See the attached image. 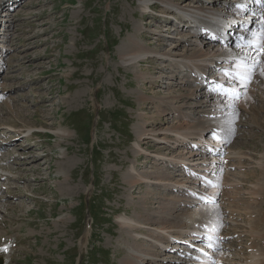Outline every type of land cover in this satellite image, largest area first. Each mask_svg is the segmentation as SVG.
<instances>
[{
	"label": "rangeland",
	"instance_id": "rangeland-1",
	"mask_svg": "<svg viewBox=\"0 0 264 264\" xmlns=\"http://www.w3.org/2000/svg\"><path fill=\"white\" fill-rule=\"evenodd\" d=\"M8 2L10 5L7 1L6 6L0 5V132L8 124L33 125L40 132H36L34 147L25 148L26 139L20 137L7 146L16 152L0 154L4 161L0 166L11 169L24 166L13 159L18 153L32 160L31 171L8 172L17 178L0 179V186H18L14 197H7L5 190L0 192V196L8 198L0 200L3 264H132L135 250L167 257L166 264L172 263L174 257L149 238L157 236L152 228L166 226L170 231L199 221L197 212L209 207V203H198V193L205 188L198 173L211 174L213 183H219L217 189L223 187L218 192L220 205L212 204L210 208L211 223L229 227L234 225L227 220L236 218L243 225L236 226L241 233L237 249L243 246L241 250L246 252L247 246L253 245L264 254V165H259L261 159L264 164V80H259V87L248 86L250 81L232 84L243 93L235 107H230L232 113L236 112L230 114L235 127L231 131V119L224 125L222 119L226 116L213 119L208 115L220 99H226L224 103L230 100L206 91L198 77L195 76L198 81L187 78L176 65L167 64L171 56L162 55L171 52L173 41L183 43L177 50L180 56H188L199 45L189 43L195 39L194 26L174 25L170 18L165 22L167 13L160 0H154L158 4L152 7L154 10L144 9L141 0ZM201 39L206 41L202 44L204 51L211 52L213 45L205 37ZM130 41L152 51L146 57L153 54V61L128 60ZM216 68L211 66L207 73L215 77ZM179 88L188 95L187 103L174 100L181 93ZM244 94L246 102H239ZM168 104L194 119L181 118L178 111L179 115L174 116L181 121L173 118L166 110ZM200 116L211 120L204 124L212 127L204 131L207 141L202 142H216L211 138L213 128H227L216 138L222 144L226 133L233 138V132V145L226 138L224 146L240 157H227V153L225 159L215 162L217 169L211 170L213 159L206 146L191 150L166 133L156 136H169L171 140L145 138V132H151L154 126L168 129L180 122L191 126ZM199 123L203 124L198 122V126ZM0 135V141H4ZM160 157L189 158L187 169L196 173H186L183 166H172L169 161L158 160ZM36 167L40 170L34 171ZM161 172L174 177L172 182L185 181L190 188L172 191V184H162L157 178ZM140 175L148 181L135 180ZM203 190L208 192L209 188ZM222 193L225 202L221 201ZM232 211L233 217L229 218ZM122 216L141 221L143 229L125 228L120 222ZM247 222L254 225V234L260 233L257 241L247 232L244 234ZM136 232L143 233L140 236ZM161 238L165 244L166 237ZM194 242L198 249V241ZM181 245V249L187 247ZM227 248L228 244L224 257L234 259L237 251L230 253ZM179 254L181 261L174 264H183L189 258L183 251ZM194 254L198 255V251ZM145 256L147 264H154L148 259L150 255Z\"/></svg>",
	"mask_w": 264,
	"mask_h": 264
},
{
	"label": "bare ground",
	"instance_id": "bare-ground-1",
	"mask_svg": "<svg viewBox=\"0 0 264 264\" xmlns=\"http://www.w3.org/2000/svg\"><path fill=\"white\" fill-rule=\"evenodd\" d=\"M6 1H7V4H9L8 1H10V0H0V5L6 6L7 5ZM13 1H16V0H13ZM160 1L163 2L164 5H165L166 11H164V13H167V15H164V17L167 18V19H165V22L168 21L169 18H171V17H173L175 15H177V16L180 15V16H178V17H180L178 25L182 24L184 27L191 28L192 24H196V23H195V21L194 22H189V17H194L195 16L196 17V21H198V22L200 20H205L204 23H208V22L210 23L211 21H215L216 24H217L216 25L217 28L221 27V28H224V29H228L227 36H229L230 32L232 30L237 31V29L240 28V25L243 24L242 21H244V22H248L250 24L252 23L250 25V26H252L250 28V31H249L250 34L253 33L254 36H257V34L261 33V37H258V40L262 44H264V35H262V34H264V9H260L261 6L259 7L256 4L255 0H245V1L244 0H220L219 3H217L216 0H213L211 2H204L203 0H160ZM261 1H264V0H261ZM241 2H245L246 4H250L249 8L241 9L240 6H239V8H237L235 4L241 3ZM141 5L143 6L144 9L147 10V9H152V7L156 8L158 4H157V2H154V0H141ZM152 10H154V9H152ZM249 10H252L253 12H249ZM184 18H186V19H184ZM166 23H168V22H166ZM190 23H192V24H190ZM172 24H174V21H172ZM243 32H246V30H243ZM143 33L144 32H141L139 34L143 36ZM192 37H195V39H190L189 43L197 44L199 46L197 48H193L194 50L188 56H186L185 54H183V56L177 55L178 54L177 50H179V47L183 44V43H179L177 41H173L174 43H172V46H174V47L171 50V52H168V53L165 52L164 54H162L163 56L164 55H168V56L172 57V58H169V59H171V61L166 60V61H168L167 64H170L169 62H171L172 64L176 65V67H178L179 73L183 71V70L181 71L180 68L183 69L184 67H187V68L190 67L193 70V72L195 73V76L198 77V79H201L200 77L204 76L203 72L201 71V73H197L196 70H203L205 73H207L211 66H216L218 69L215 71V73H217L215 75V77H216V79L219 77V80H216V81L214 80L213 81V85H214V83L218 85L219 82L222 80L220 78V76H218V75H220V74L224 75L225 72H230V73L234 72L236 69H239L238 66L243 61H246L247 64L249 65V67H253L254 68V72H249L248 73V75L250 77V83L247 84V85L248 86L251 85L253 87H259L260 86L259 85L260 84L259 80H264V52L257 51L254 48H248L247 49V48H243V47H236L234 45V41L232 42L231 46H228V44L225 45V44H222V43H215V44L211 43L213 45L214 49L211 52H205L203 47H202V44L205 43L206 41H203V39H201L200 35L198 33H196V32H193ZM179 39L182 40L183 38L179 37ZM183 41H185V40H183ZM161 44H163V43H161ZM128 47H129V53L128 54L130 55L128 60L136 59L139 63H142L146 58L147 59L150 58V60L153 61L152 58L155 57V56H153V54H150V57H146V54H148L147 52H152V51H146V49L144 47H141V46L138 47V44L136 42H134V41H130L129 44H128ZM151 56H153V57L151 58ZM177 56H179V57H177ZM172 59H173V61H175V63H173ZM217 63H220V64L217 66ZM165 67H166V65H165ZM240 71H244V69L240 68ZM145 79L147 80V78H145ZM223 79H225V77ZM226 79H229V78H226ZM231 79H232V77L230 78V80ZM146 80H145V82H146ZM230 80H228V81H230ZM186 82L188 84L190 83V82H188V80ZM191 82H192V80H191ZM235 82H238L240 84H246V82L235 81L233 79V83L232 84H235ZM261 84L264 85V81H262ZM233 87L234 88H238L235 85H233ZM239 87H242V85L239 86ZM245 89H246V87H245ZM179 90L181 91V93H180L179 96H175L174 100L186 101V103H187L188 95L186 93H184L182 89L179 88ZM198 90H199V88H198ZM208 90H206V91H208ZM216 90H217V88H216ZM239 90L241 91L242 89H239ZM215 94H218L217 97H223V98L225 97L223 94H219V93H216V92H215ZM245 94H248V93H245ZM245 94H244V97L242 98V100L239 101V102H243V103L246 102ZM191 95H195V93H192ZM228 100H230V103H224L226 101V99H225V101H224V99H223V101L220 99L217 102V108H215V110L213 112H212V110H210V112H212V114L209 112L208 115L213 116L212 117L213 119L214 118L222 119L224 116H226L225 118L222 119L223 124L227 125L230 122L229 119H231V123L233 125V121H234L233 119L234 118H232L230 114H235L236 112L232 113L233 109H231L230 107H235L236 103L238 102V99H232V100L228 99ZM172 103H173V101H172ZM222 103H224V104H222ZM171 105L168 104L167 107H166V110L169 111L168 114L171 113L173 118L178 119L179 121H181L179 117L177 118V116H174L176 114L179 115L178 113H180V117L181 118L188 116V117H191V118L194 119V117H192V115L190 116V115H188L186 113L179 112L180 111V110L178 111L179 107H176V105H172V106ZM244 106H245V104H244ZM171 110H173V111L170 112ZM177 111H178V113H177ZM156 116L157 115L155 114V116H153V117L155 118ZM203 116H207V115H203ZM146 117H148V116H146ZM196 121L203 122V124L199 123L201 125L198 126L197 125L198 122H196L195 125H191L190 126L186 122H180L178 126H171L168 129H163V128L158 129V128H155V126H154V127H152L153 129H151L152 130L151 132H145V134H147L145 138L156 137L157 140L160 139L161 141L164 142V141L171 140V139H169L170 137L169 136H163V137H159L158 136L157 137L156 133H158V135L161 134V133L162 134L166 133V134H169V135L172 134V135H174L175 138H177V141H180L182 143V145H184V143L189 138L192 141L191 142L192 144L200 145V148L202 146H206L207 147V145H209V147H212L210 149H213L214 151H216V150L222 151V149H223V151L225 152L226 148L228 147L227 145L224 147V143H227V141L225 142V140L221 141L222 144L220 143V140H218L215 145L214 144L212 145V143L209 142V141L206 144H205V142H202V141H207L206 136H204V134H203L204 131H206L209 128H212L211 126L208 127L204 123L206 121H211V120L200 116L199 118L196 119ZM153 122L155 123L156 121H153ZM36 127L37 126L28 125V124H26L25 126H22V127L21 126L17 127L14 124H8V125H6L5 127H3L1 129L2 131L0 133L3 134L5 132H11V134H12L11 137H17V136H20L22 134L29 135L30 139H29L28 143H30L29 146L32 147L31 142H33V138L36 136V133L34 134L32 132H36V131L40 132L39 130L32 131L33 129H39V128H36ZM13 129H15V130H13ZM42 129H44L45 131H49V132L55 134V132L46 129L45 126L42 127ZM145 129H147V128H145ZM213 129H214L215 132L219 133L220 132L219 130H222L223 128H218V129L213 128ZM234 130H235V127L233 125V129L231 131H234ZM147 131H148V129H147ZM58 133H62V132L58 131ZM223 133H224V131H222L220 134H223ZM174 137H171V138L174 139ZM35 145H36V142H35ZM23 146H24V144H23ZM186 147L187 146H185V148ZM191 150H195V148H192ZM16 151L17 150L15 148H13V147H7V149L4 150V153L11 155L13 152H16ZM231 153L233 154V156H231ZM210 154H211L210 158L213 159L210 162V165H211L210 167H212L211 170H213L214 168L217 167L215 165L216 161H222V159L226 158L225 156H224V158L220 157V152H211ZM225 154H227V157H234V158L235 157H240L234 151H229L228 150V151L225 152ZM39 155H41V154H38V157H39ZM13 159L15 160V163L23 164L24 166H20V167H17V166L15 167L14 166V167H12V169H11L10 166H6V167L0 166V179L10 180L11 178H13V179L17 178L15 176L14 177L13 176L10 177V175H8V172H19V171L29 172V171L32 170L31 169L32 167L29 166V164L31 163L32 160L30 158L28 159L27 155L18 153V154L13 156ZM20 160H23V161H20ZM158 160L169 161L170 162L169 164H171L172 166H177V165L180 166V164L183 163V168H188L189 167L188 162H189L190 159L189 158H185V157H179V158H173V159H166L164 157H160V158H158ZM1 162H2V159L0 158V163ZM44 163H46V162H44ZM41 164L42 163L40 162V165ZM1 165H3V164H1ZM6 165H7V163H6ZM259 165H261V166L264 165L262 159L259 161ZM263 168H264V166H263ZM37 169L40 170L39 167L33 168L34 171H37ZM207 170L209 171L210 168H208ZM189 171H191L194 174L196 173V172H193L194 171L193 169H188V172ZM157 172H159V171H157ZM161 173L160 174L158 173L157 178H159L160 182H163L162 184H166V185L167 184L168 185L172 184V186H171L173 188L172 191L175 190V189L183 190L184 188H188V189L190 188V186L187 187L185 181L184 182L183 181L172 182L174 177L172 178L170 175H168V173H162V174ZM201 175L205 178V177H208L209 173H208V175L203 174V173H198V176L200 178V183H202L201 182V179H202ZM143 177L144 176L140 175V176H137V177H134V178H135V180L138 179L140 182L141 181H143V182L148 181L147 178H143ZM213 177L215 178V176H213ZM217 177H218V175L216 174V178ZM209 178L213 179L211 174L209 175ZM34 180H38V179L35 177ZM159 181H152V182H153V184H157ZM166 181H168V182L166 183ZM202 181H203V185H205L204 180H202ZM213 182H215V181H213ZM215 184H217V185L216 186L214 185L212 188H209V190H210V192L208 191L209 193H206V192H202V193L199 192L198 193L197 197H198V203L199 204L201 203L203 205L206 202L212 201L213 199L214 200L215 199L219 200L220 194H218V192H219V189H221V191H223V187L217 189L218 188L217 186L219 185V183L216 181ZM176 185H179V186L176 188ZM220 185L224 186V183H221ZM16 188H18V186H6V187L5 186H0V190H1L0 192L2 193L5 190V192L7 193V197L10 198V197H14L15 196L13 194L17 195V193L15 192ZM263 188H264V186H263ZM222 194H223V197H222L221 201L225 202V198L226 197H224V193H222ZM204 195H206V196H204ZM32 196L35 197V195H33V194H32ZM201 196H202V198L204 200L202 202H201ZM7 197L0 196V200H4V198H5L4 201H6V199H8ZM197 197H196V200L193 201V202L197 201ZM176 201L179 202V201H181V199H179V200L176 199ZM208 205H209V207L200 208L201 210H199L197 212V214H196V212H194V215L196 214L198 216V215L201 214L200 217L207 216V218H209V219H205L204 221H200L202 224L207 223V222L211 223V221H212V218L210 216L211 215V213H210L211 211L210 210L213 209V208H211L213 206H212L211 203L208 204ZM217 205H220V200L218 201ZM168 206H167V208L170 209V207H168ZM170 206H172V205H170ZM228 206L229 205H227V207ZM214 207H215V204H214ZM174 208L175 207H173V209ZM257 211H259V210H257ZM231 214H230V212L228 213L229 218H230V216L233 217V214H234L233 211H232ZM188 216H187V218H188ZM212 217H214V216H212ZM257 219L259 220L260 218L258 217ZM191 220H193V219H191ZM207 220H209V221H207ZM229 221H230V225H234V226H229V227L223 226L225 228H223L224 232L222 233V236L227 237L229 239V241H230V242H228L227 250H231L233 248L234 250L237 251L236 252L237 256H235L234 259H231V258H229L227 256H226V258H224V255H223L222 260L219 258L220 261H222L223 264H264V254L260 253L255 247H253V245L247 246L246 252L244 250H241L243 248V246H242L241 249H237V246H238V243H239V240H240V236H241V233L237 232V229H238L237 227H239V225H241V224L238 223V220L236 218H234V219L231 218L230 220L228 219L227 222H229ZM120 222L122 223V226H124L125 228H128V229H132V230H136V229L139 230L140 228L143 229V227H144V223L142 225L141 221L140 222H136L134 219L128 218L126 216H122L121 219H120ZM185 225L180 226L177 229L176 228H173V229L171 228L172 230H170V231H168V229L166 230V228H167L166 226H164V227L163 226H161V227L158 226L159 228H157V227L156 228H152L153 231H154L153 234H155L157 236L155 237L156 239L152 238V237L149 238V239H151L152 241L154 240L153 242L155 244H157L160 247H162L164 245V243H163V240H162L161 236L166 237L165 239H167V240H168L169 236H172L173 238L182 239V236L184 234H190V232L199 233V234L201 233V230H200L201 228L199 227L198 222L194 223V224L191 222L188 227L185 226ZM219 225H222V224L219 223L217 226H219ZM241 226H243V225H241ZM210 229L211 228H209L208 231ZM228 229L229 230L232 229V231H228ZM159 232H161V233H159ZM209 232L207 234H205V235H208ZM244 232H245L244 234H246V232H247L249 236H254V238L252 239L253 241H257L256 239L259 238V235H260L259 232L254 234L255 228H254V225L252 224V222L251 223L247 222V225H246V228L244 229ZM136 233L140 235L143 232H136ZM215 234H216V232L214 233V235ZM139 235L136 236L137 240L139 238ZM186 236H188V235H186ZM153 237H154V235H153ZM191 240H192V237H191ZM194 244H195V242H194ZM232 244H236V246L233 247ZM241 245L242 244H240V246ZM180 246H181V248L184 247L182 245H180ZM162 248H164V247H162ZM181 248H177V249H181ZM192 249L194 250V252L192 251ZM225 250H226V248H225ZM189 251L192 252V254H194L196 251H198V249H197V247L190 248ZM132 254L134 256V262L132 264H142V263L143 264H147V261H146L147 258H146L145 255H148V256L150 255L152 257V258L149 257L148 259L163 260L164 264H166V262H167V261H164V260H168L167 257H165L166 259L158 258L157 256L155 257L154 256L155 254H153V253L147 254L146 252L136 251V250L132 251ZM248 254H250V255H248ZM194 255L198 257V255H196V254H194ZM168 256L170 257L171 255L169 254ZM171 260H172V257L170 259V262H171ZM182 260H184V258H182ZM149 261H151V260H149ZM169 264H174V263H169ZM183 264H198V259H193V258L189 257L185 261V263H183Z\"/></svg>",
	"mask_w": 264,
	"mask_h": 264
},
{
	"label": "snow or ice",
	"instance_id": "snow-or-ice-1",
	"mask_svg": "<svg viewBox=\"0 0 264 264\" xmlns=\"http://www.w3.org/2000/svg\"><path fill=\"white\" fill-rule=\"evenodd\" d=\"M262 35H264V34H262ZM238 47L240 46V45H237ZM249 47H252L253 45L251 44V42H249V45H248ZM256 47L259 49V51H261V52H264V44H258V45H256ZM238 68H241V69H244V71H238L237 73H236V77L238 78V79H240L241 81H243V80H246L248 77H247V75H246V72H247V70L249 69V65L247 64V62L246 61H243L239 66H238ZM224 75L225 76H228L229 75V73L228 72H225L224 73ZM219 89H223V85H220L219 86ZM214 90H216V89H214ZM225 95H227L228 93H224ZM234 94V93H233ZM3 250H7L6 248L5 249H3Z\"/></svg>",
	"mask_w": 264,
	"mask_h": 264
}]
</instances>
